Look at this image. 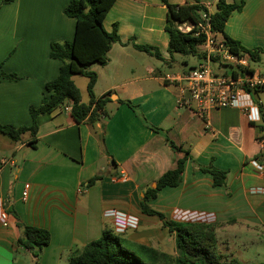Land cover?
<instances>
[{
	"label": "crops",
	"instance_id": "1",
	"mask_svg": "<svg viewBox=\"0 0 264 264\" xmlns=\"http://www.w3.org/2000/svg\"><path fill=\"white\" fill-rule=\"evenodd\" d=\"M218 1L198 4L213 14ZM68 2L0 0V72L18 77L0 78L1 124L31 125L29 108L39 106L45 83L57 77L61 65L49 57L50 44L74 36L75 21L63 12ZM165 21L161 0L113 3L103 27L110 32L116 24L123 44H112L105 66L91 68L96 73L94 95L110 92L103 108L107 115L99 121L76 123L71 110L56 108L37 118L33 147L27 136L15 143L0 133V199L8 212V226L0 224V264H68L70 253L103 231L114 233L112 220L104 217L109 209L139 219L136 229L114 233L129 246L175 254L174 234L164 221L177 222V210L211 214L217 240L225 248L222 256L228 260H235L233 244L247 249L248 243L264 241V195L249 192L264 186V174L249 163L263 156L264 90L253 95L260 108L259 122H249L237 109L211 110L206 127L191 109L178 107L177 86L162 80L164 75L185 72L162 71L163 64L170 67L174 62L167 52ZM224 31L245 49L260 50L259 62L264 64V0H243L241 11L229 16ZM131 42L157 48L165 61L134 49ZM260 69L264 71L263 66ZM119 100L131 102L135 110ZM185 151L188 158L180 184L161 189L147 202L164 219L144 214L143 193L173 169ZM210 164L226 172L224 186H215L212 176L199 169ZM19 223L48 231L49 243L38 259L18 244Z\"/></svg>",
	"mask_w": 264,
	"mask_h": 264
},
{
	"label": "trees",
	"instance_id": "2",
	"mask_svg": "<svg viewBox=\"0 0 264 264\" xmlns=\"http://www.w3.org/2000/svg\"><path fill=\"white\" fill-rule=\"evenodd\" d=\"M11 1L2 0V4ZM161 1L166 7L164 30L169 37L167 52L170 57L173 54H179L201 60L205 58L204 54L199 51V46L204 43L205 36H195V30L187 33L178 30V26L186 22L196 25L200 22L201 14L205 13L208 15L211 31L215 34L217 41L222 42L238 56L247 53L251 60L260 61V50L245 49L224 31L229 16L234 11H241L243 0L239 4H227L224 0H219L213 14H210L204 6L199 5L198 0H191V3L183 5H172L167 0ZM114 2L115 0H69L63 12L75 21L73 39L65 42H52L49 48V57L61 63L57 77L45 83V94L39 106L29 108L31 125L15 127L0 123L1 134L15 143L27 136L28 145L33 147L36 140L37 118L51 113L56 108L70 105V114L76 123L87 121L89 124H94L99 121L101 115H107L103 108L110 101V92L100 97L94 95L96 73L91 68L95 65L105 66L108 63L107 53L112 44H123L117 35L116 24L110 32L103 27V20ZM131 45L140 52L165 61L155 47L136 45L134 42H131ZM74 76L87 79V104L81 102L80 92L72 80ZM0 78L8 81L18 79L15 74L3 72H0ZM118 103L127 104L135 110L129 101L119 100ZM99 139L102 144V135ZM170 145L175 151H180V148L171 143ZM187 158L188 153L185 151L183 156L175 161V167L165 172L155 182L154 187L148 188L143 193L141 210L144 214L156 215L164 219L161 213L151 210L147 202L154 200L161 189L176 187L180 184L183 164ZM199 169L212 176L215 186L225 185V171L218 170L211 164L205 167L199 166ZM97 179L98 177L89 180L88 186ZM164 225L174 234L175 254L146 245L129 246L113 232L106 230L98 239L70 253L68 264H239L234 260L224 259L219 252L215 224L164 221ZM18 228L22 231L18 244L38 259L43 248L49 243L48 231L21 223L18 224Z\"/></svg>",
	"mask_w": 264,
	"mask_h": 264
},
{
	"label": "built area",
	"instance_id": "3",
	"mask_svg": "<svg viewBox=\"0 0 264 264\" xmlns=\"http://www.w3.org/2000/svg\"><path fill=\"white\" fill-rule=\"evenodd\" d=\"M178 30L184 33L195 30V36H205L204 43L199 46L205 58L199 64L183 73L162 77L164 82L177 86L178 107L191 109L206 127L207 115L211 110L237 109L249 122H259L260 108L253 95L264 90V71L257 67L260 62L251 60L247 53L238 56L217 41L205 13L201 14L200 22L196 25L186 22L179 25ZM62 109L69 111L71 106L66 105ZM249 163L257 172L264 174V164L260 159H252ZM249 192L264 195V186L252 187ZM104 217L112 220L115 234L136 229L139 224L137 217L115 209L106 210ZM174 219L177 222L209 224L214 217L211 214L177 210ZM0 224L8 226V212L1 199Z\"/></svg>",
	"mask_w": 264,
	"mask_h": 264
},
{
	"label": "rangeland",
	"instance_id": "4",
	"mask_svg": "<svg viewBox=\"0 0 264 264\" xmlns=\"http://www.w3.org/2000/svg\"><path fill=\"white\" fill-rule=\"evenodd\" d=\"M172 57L174 60V62L172 63V66L168 67L164 64L162 66V71L167 72L169 74L186 71L189 67L193 65H197L199 61L201 62V59H198L192 56L173 54ZM258 66L262 68V66L264 67V64L260 63ZM73 79L75 81L76 87L80 91L82 100L87 101L88 97H87V92H86V85H87L86 78L81 77V76H75ZM119 238H121L122 240V237H119ZM125 247L129 248L126 245ZM232 248L234 249V253H235L234 261L238 262L239 264H264V241L260 243H254V244L248 243L246 245L247 249H243L240 247L238 248L236 244H233ZM218 249L221 255H226L224 246L221 245L219 242H218ZM224 259L228 260L227 257H225Z\"/></svg>",
	"mask_w": 264,
	"mask_h": 264
},
{
	"label": "water",
	"instance_id": "5",
	"mask_svg": "<svg viewBox=\"0 0 264 264\" xmlns=\"http://www.w3.org/2000/svg\"><path fill=\"white\" fill-rule=\"evenodd\" d=\"M260 161L264 164V156H260ZM115 171V170H114ZM154 187V186H153Z\"/></svg>",
	"mask_w": 264,
	"mask_h": 264
}]
</instances>
